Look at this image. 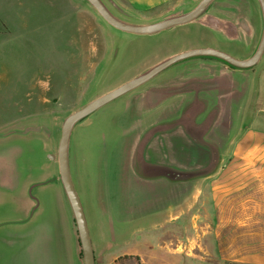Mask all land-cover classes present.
<instances>
[{"label":"crops","instance_id":"crops-1","mask_svg":"<svg viewBox=\"0 0 264 264\" xmlns=\"http://www.w3.org/2000/svg\"><path fill=\"white\" fill-rule=\"evenodd\" d=\"M199 1L104 0L129 22L128 16L160 21ZM66 3L61 19L77 27V36L69 37L80 48L81 26L105 20L89 2ZM189 23L207 30L213 42L241 45L238 56L244 59L258 47L264 18L258 0H216ZM93 44L92 54L83 55L88 69L90 63L95 69ZM263 58L247 69L214 57L187 59L121 96L124 107L115 127L122 136L105 158L94 220L100 230L109 218L114 237L107 235L97 247L87 218L96 264L121 256L176 264L161 257L190 258L193 247L230 264H264V65L257 69ZM75 69L67 78L79 76V66ZM1 126L0 264H84L57 158L44 155L31 175L25 166L30 129ZM73 132L70 167L76 187L82 173L79 148L71 146ZM111 247L122 253L109 260Z\"/></svg>","mask_w":264,"mask_h":264},{"label":"rangeland","instance_id":"rangeland-1","mask_svg":"<svg viewBox=\"0 0 264 264\" xmlns=\"http://www.w3.org/2000/svg\"><path fill=\"white\" fill-rule=\"evenodd\" d=\"M66 2L0 0V124L2 128L16 124L17 129H30L28 136L33 140L27 143L25 166L26 170L30 169L31 175L37 173L41 157L47 154V158L51 159L50 154L55 150L57 152L62 124L70 113L142 73L163 57L192 48L210 47L208 45H217L214 47L241 57L238 56L242 53L241 45L213 42L208 31L196 23L140 35L123 32L102 19L100 23L99 17L97 26H81V45L78 48L76 43L71 42V38L78 34L77 27L61 19L62 12L68 8ZM128 19L134 23L157 21L154 20L157 18L136 16H128ZM92 42L95 69H92L91 63L88 69V65L83 64V55L92 54ZM263 65L264 58L257 69ZM77 66L79 76L67 78L76 73ZM24 86L26 89L30 87V94L21 93ZM122 98L113 100L81 120L72 136L71 146L79 148L82 173L81 184L76 182V189L97 247L104 244L107 235L114 237L115 234L109 218L100 230L94 225V220L99 217V190L105 158L115 140L122 136L115 127L124 107ZM86 133L90 135L87 137ZM48 151L51 152L45 153ZM50 166L57 168V163L52 161ZM109 251V260L122 253L119 247H111ZM187 256L163 255L161 259L175 261L176 264H230L210 256L200 247H193L191 257ZM118 264L146 263L132 256L121 258Z\"/></svg>","mask_w":264,"mask_h":264},{"label":"water","instance_id":"water-1","mask_svg":"<svg viewBox=\"0 0 264 264\" xmlns=\"http://www.w3.org/2000/svg\"><path fill=\"white\" fill-rule=\"evenodd\" d=\"M87 1L111 26L123 32L144 35L154 34L163 30L173 28L177 25L192 22L200 17L216 0H200L199 3L190 11L169 16L160 21L143 24L129 22L118 17L112 12V10L104 2V0ZM258 1L261 6L264 18V0ZM263 54L264 27L257 49L248 58H237L225 51L211 47L188 49L163 59L162 61L156 63L155 65L151 66L150 68L131 78L130 80L91 100L85 106L73 111L64 119L61 128V136L58 144L57 155L50 154V157L52 159L57 158L59 163L60 177L71 203L79 231L84 264H96V258L89 232L86 213L80 195L75 187L70 167V141L72 132L77 123L87 116L91 115L101 107L105 106L106 104L142 86L164 70L184 60L195 57H214L223 60L234 67L247 69L256 66L261 60Z\"/></svg>","mask_w":264,"mask_h":264},{"label":"trees","instance_id":"trees-1","mask_svg":"<svg viewBox=\"0 0 264 264\" xmlns=\"http://www.w3.org/2000/svg\"><path fill=\"white\" fill-rule=\"evenodd\" d=\"M82 255V253H81ZM127 257H132V256H123V257H119L117 260H115L114 264H118V261L121 259V258H127ZM138 259V261H141V259L139 257H135Z\"/></svg>","mask_w":264,"mask_h":264}]
</instances>
